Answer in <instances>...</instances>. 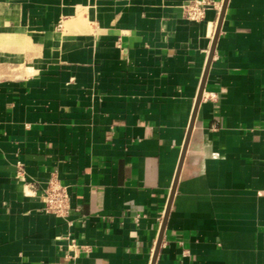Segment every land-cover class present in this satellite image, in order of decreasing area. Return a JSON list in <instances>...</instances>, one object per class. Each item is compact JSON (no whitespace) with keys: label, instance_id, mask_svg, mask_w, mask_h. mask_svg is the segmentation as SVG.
Returning a JSON list of instances; mask_svg holds the SVG:
<instances>
[{"label":"crops","instance_id":"0c3cea01","mask_svg":"<svg viewBox=\"0 0 264 264\" xmlns=\"http://www.w3.org/2000/svg\"><path fill=\"white\" fill-rule=\"evenodd\" d=\"M188 1L0 0V264H264V0Z\"/></svg>","mask_w":264,"mask_h":264},{"label":"built area","instance_id":"2783aa9c","mask_svg":"<svg viewBox=\"0 0 264 264\" xmlns=\"http://www.w3.org/2000/svg\"><path fill=\"white\" fill-rule=\"evenodd\" d=\"M209 5V0H190L183 6L184 16L189 20L199 21L204 17ZM41 199L46 212L65 218L69 224H72L70 219L72 203L68 187L55 175L49 178L47 186L41 192Z\"/></svg>","mask_w":264,"mask_h":264},{"label":"water","instance_id":"95a60500","mask_svg":"<svg viewBox=\"0 0 264 264\" xmlns=\"http://www.w3.org/2000/svg\"><path fill=\"white\" fill-rule=\"evenodd\" d=\"M226 3H227V0H224L223 6H222V10H221V14H220L219 21H218V25H217V29H216V33H215V37H214V41H213V45L211 47L210 54H209V61L211 60V58L213 56V52H214V48H215V42H216V38H217V35H218L219 27H220V24H221V21H222V18H223V14H224V10H225V7H226ZM205 79H206V71H205L204 77H203L202 82H201V87H200L199 94H198L197 101H196L195 111H194L193 117H192V123H191L190 129H189V134H188L187 141H186L184 149H183L180 165L178 167L177 175H176V178H175V181H174V184H173V187H172V191H171V194H170V200H169V204H168V208H167V213H166V216H165V219H164V222H163V227H165V225H166L167 214H168L170 205L172 203V200H173V197H174V193L176 191V185H177V181H178V178H179L181 164H182V161L184 159V155H185L186 148H187V145H188V138H189L190 131H191L192 126H193V121H194V118H195V115H196V111H197V108H198V105H199V102H200V99H201V94H202V91H203V88H204ZM159 246H160V241H159V243L157 245V248Z\"/></svg>","mask_w":264,"mask_h":264}]
</instances>
